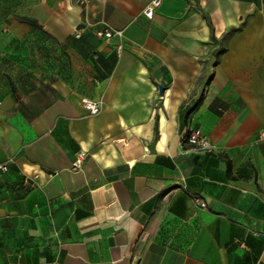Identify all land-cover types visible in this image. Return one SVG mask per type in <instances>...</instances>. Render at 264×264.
<instances>
[{"label":"crops","instance_id":"crops-1","mask_svg":"<svg viewBox=\"0 0 264 264\" xmlns=\"http://www.w3.org/2000/svg\"><path fill=\"white\" fill-rule=\"evenodd\" d=\"M30 1L0 20V264H264V0Z\"/></svg>","mask_w":264,"mask_h":264},{"label":"built area","instance_id":"built-area-1","mask_svg":"<svg viewBox=\"0 0 264 264\" xmlns=\"http://www.w3.org/2000/svg\"><path fill=\"white\" fill-rule=\"evenodd\" d=\"M78 5H81L85 10L89 9L92 0H72ZM163 0H152L151 3L145 8L144 13L148 18H152L155 9L160 6ZM81 32L78 31L77 36H80ZM99 37H103L106 40L111 39L114 36H123V31L118 30L108 23H104L103 27L97 31ZM82 105L90 112V114L96 115L100 113L102 109V100H93L87 97L82 98ZM258 139L264 140V128L258 132ZM185 143L202 151H211L215 148L209 138L202 133L199 128H190L185 137ZM86 158V152L80 150L76 153L75 159L72 162V170L80 171L83 168V164ZM13 161V158L9 159L8 162L0 165L3 170L8 169V164ZM204 207L205 203H201Z\"/></svg>","mask_w":264,"mask_h":264},{"label":"rangeland","instance_id":"rangeland-1","mask_svg":"<svg viewBox=\"0 0 264 264\" xmlns=\"http://www.w3.org/2000/svg\"><path fill=\"white\" fill-rule=\"evenodd\" d=\"M30 0H0V20L3 18L2 12L16 16L19 12H25L30 9Z\"/></svg>","mask_w":264,"mask_h":264},{"label":"trees","instance_id":"trees-1","mask_svg":"<svg viewBox=\"0 0 264 264\" xmlns=\"http://www.w3.org/2000/svg\"><path fill=\"white\" fill-rule=\"evenodd\" d=\"M18 19L24 23L29 24V25H33V26L38 25V22L35 19L27 17V16H20ZM198 106H199V102L196 104L195 108Z\"/></svg>","mask_w":264,"mask_h":264},{"label":"water","instance_id":"water-1","mask_svg":"<svg viewBox=\"0 0 264 264\" xmlns=\"http://www.w3.org/2000/svg\"><path fill=\"white\" fill-rule=\"evenodd\" d=\"M159 87V93L162 94L163 93V86L161 84H158Z\"/></svg>","mask_w":264,"mask_h":264}]
</instances>
